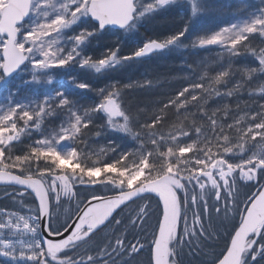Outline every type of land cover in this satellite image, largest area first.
<instances>
[{"label": "snow or ice", "instance_id": "obj_1", "mask_svg": "<svg viewBox=\"0 0 264 264\" xmlns=\"http://www.w3.org/2000/svg\"><path fill=\"white\" fill-rule=\"evenodd\" d=\"M224 11L211 0H0V185L19 189L6 193L15 209L0 207V264H132L145 251L146 264H181L202 241L209 264H264V0L196 29ZM171 12L181 27L121 54L119 36ZM213 48L216 68L182 62L200 74L151 109L125 99L151 79L81 78ZM245 91L258 100L209 107Z\"/></svg>", "mask_w": 264, "mask_h": 264}, {"label": "bare ground", "instance_id": "obj_2", "mask_svg": "<svg viewBox=\"0 0 264 264\" xmlns=\"http://www.w3.org/2000/svg\"><path fill=\"white\" fill-rule=\"evenodd\" d=\"M132 37H135L132 35ZM139 42H142V39H139ZM107 47V46H104ZM128 48V46H125ZM124 47V48H125ZM206 58V59H205ZM204 60L205 63H208L211 67L216 68L218 63H213L212 59L210 58L209 54H200V55H191L187 59V64L195 63L196 61ZM182 60H176L174 58L170 59L169 62L160 70L157 71V80L151 89H140L136 88L133 90L128 91L130 94L129 99L131 97H139L141 98L143 103H139V106H145L147 104L152 105L153 101L160 100L162 102H166L167 97H169L170 93L177 88L176 84H171L168 88V83L171 82V80H177L180 78V76L183 78L182 82L179 84L183 85L185 83H189V79H185L186 76H191V78H195V76L200 74L199 66L197 67V71L191 72V70L186 66L185 68H181ZM138 67V68H135ZM121 73L116 74L115 76H112L111 80L116 79L120 80L121 82H128L129 80H142L141 74H147L148 68L141 67L138 63L132 64L131 66L124 68L123 70L119 71ZM144 76V75H143ZM145 78V77H144ZM102 81V80H101ZM231 86V85H229ZM91 94H88L90 96ZM173 95V94H171ZM170 95V96H171ZM247 95V91H245L242 95H239L236 98H230L229 100L225 101L228 103H232L236 105L237 100L241 102V106H243L244 101H248L251 103L252 101H249ZM129 101V100H128ZM234 102V103H233ZM221 103L219 101H215L214 103H210V108H215L217 105H220ZM231 104V105H232ZM149 106V105H147ZM254 190V189H253ZM12 192H19V189H13L11 187H5V190L3 191V194L6 195V193H12ZM11 196L8 195L6 198H10ZM31 202V199H26L25 203ZM155 217H153L152 220L149 221V229L150 225L154 222ZM150 239V237H149ZM143 242V241H142ZM147 252L141 253L139 257H137L132 264H146V261L144 259V256Z\"/></svg>", "mask_w": 264, "mask_h": 264}, {"label": "trees", "instance_id": "obj_3", "mask_svg": "<svg viewBox=\"0 0 264 264\" xmlns=\"http://www.w3.org/2000/svg\"><path fill=\"white\" fill-rule=\"evenodd\" d=\"M245 3L250 4V0H243ZM178 17V13L177 12H171V13H167V14H160L159 16L156 17V19L154 21H152L151 23H148L145 27L141 28L138 32V36L140 37L139 39L142 38H146V37H162L163 35H166L170 32H173L175 30H177L179 27H181V22L179 21ZM200 27V24L196 25V29L198 30ZM191 29H189V32L191 34ZM151 30H153L155 33L157 34H152ZM189 34V35H190ZM116 35L117 34H113L110 36H105L102 38V42L101 43V48H103L104 46H110L111 44V39H116ZM107 37V38H106ZM135 41L130 42H125V41H121L122 44V53L121 54H126L128 51H130L132 48H134L135 46ZM125 46H128V48H126ZM125 47V48H124ZM216 49H208V50H199L196 52H193L191 49L188 50H174L172 52L160 55L161 58V62L157 61V60H153V62H146L150 59H145L142 62H145V64H143V68H148V72H147V76L149 79L155 81L157 80V71L160 70L161 68H163L170 59L174 58L176 60H182V62H187V59L189 56L191 55H200L202 54H209L210 58L212 59V61L216 62V63H220V61L218 60L217 56L215 55L216 53ZM238 62H243V63H249V64H254L255 62L252 60L251 57H246V58H242L240 61ZM181 68H185L186 64L185 63H181ZM121 73V72H115V73H111L108 75L107 79H98V80H87L89 82L94 83L95 86H100L103 85L104 83H106L108 81V79H111L112 76H115L116 74ZM102 80V81H101ZM116 80V79H113ZM183 78L180 76V78H178L177 80H171V82L168 83L167 88L171 85V84H176L177 88H175L171 94H174L176 91H178L179 89H181L182 87H184L187 83L180 85L179 84L182 82ZM153 81V82H154ZM154 83V85H155ZM223 90V89H222ZM169 95V96H170ZM2 97H3V92L0 91V101H2ZM88 99L90 100L91 98L88 97ZM249 101L252 100H258V95L254 96V97H249L247 98ZM221 104H223L225 101L224 100H218ZM142 102V100H141ZM154 102V101H153ZM234 103V102H233ZM232 104V103H230ZM149 105V109H151L152 106ZM233 107H235V103L232 104Z\"/></svg>", "mask_w": 264, "mask_h": 264}, {"label": "rangeland", "instance_id": "obj_4", "mask_svg": "<svg viewBox=\"0 0 264 264\" xmlns=\"http://www.w3.org/2000/svg\"><path fill=\"white\" fill-rule=\"evenodd\" d=\"M229 1L230 0H211L212 3L219 4L221 7H223L225 9V11L222 12V13H209L208 15L202 16L201 18H202V20H204V23L207 25L210 21L216 20L215 24L216 23H219V25H215L213 27V29H215L216 27H218L220 25H223L225 23L231 22L234 19L233 10L236 9V8H238L240 6V4L239 3H235V4L231 5ZM209 26H213V25H209ZM151 33L152 34H157L153 30H151ZM126 36L127 37H130L132 35H126ZM120 37L121 36H119V38ZM138 43H140V42H137V44ZM93 51L95 52V54L98 55L99 52L103 51V48H101L99 46V47L94 48ZM155 59L156 60H159V59L161 60L160 57L159 58H155ZM153 60H154V57H153V59H150V60H148L146 62H149L150 63V62H153ZM138 64L142 67V65L145 64V62H142L141 61ZM135 68H138V67H135ZM141 76L143 77L142 79H145V78L149 79L148 76H147V74H145V73L144 74H141ZM21 78L22 79H28L27 76H22ZM81 78L82 79H85V80H88V79L89 80H91V79L98 80L97 78H94L92 76H89V75L83 74V73L81 74ZM153 81H154V79H153ZM154 83H155V81H154ZM100 86H102V85H100ZM146 89H151V88H146ZM27 94H28V89H21V91H20V97H24ZM129 96H130V94L128 93V91L125 92L126 102L129 100L131 102L133 108H135L136 106H139V103L141 102V98H139V97H131L129 99ZM141 103H143V102H141ZM150 106H152V105H150ZM242 191H246V189H242ZM2 202L4 203V201H2ZM203 244H204V242L202 243V247H203ZM0 259H3V258H0Z\"/></svg>", "mask_w": 264, "mask_h": 264}, {"label": "flooded vegetation", "instance_id": "obj_5", "mask_svg": "<svg viewBox=\"0 0 264 264\" xmlns=\"http://www.w3.org/2000/svg\"><path fill=\"white\" fill-rule=\"evenodd\" d=\"M5 189V187H3ZM2 188L0 187V207H5L8 209H15V205L12 201V198H6V196L8 197V195H4L3 191L1 190ZM4 200V203L1 200ZM26 199H30L28 197L24 198V201ZM27 203H31V202H27ZM151 229H149L148 231H150ZM203 243V241H202ZM222 244V242H221ZM213 247V244L208 243V242H204L203 247H201L200 250V254H189V247L187 245H185V247L183 248V250L180 253V261L181 264H209V258L205 255L206 252H210L211 249ZM216 250L219 251V246H216ZM145 261L147 260L146 254L144 256Z\"/></svg>", "mask_w": 264, "mask_h": 264}]
</instances>
